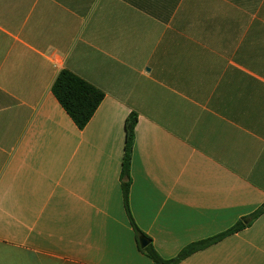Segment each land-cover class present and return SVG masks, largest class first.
<instances>
[{
	"label": "crops",
	"instance_id": "crops-1",
	"mask_svg": "<svg viewBox=\"0 0 264 264\" xmlns=\"http://www.w3.org/2000/svg\"><path fill=\"white\" fill-rule=\"evenodd\" d=\"M104 92L79 129L52 92ZM264 264V0H0V264ZM142 248V247H141Z\"/></svg>",
	"mask_w": 264,
	"mask_h": 264
},
{
	"label": "trees",
	"instance_id": "trees-1",
	"mask_svg": "<svg viewBox=\"0 0 264 264\" xmlns=\"http://www.w3.org/2000/svg\"><path fill=\"white\" fill-rule=\"evenodd\" d=\"M52 92L61 106L65 109L67 114L81 130H83L89 124L105 98V94L103 91L67 70L62 71L59 74L53 84ZM136 124L137 117L135 114H133L129 117L125 126L126 143L125 155L123 160L122 180L125 209L131 225L135 231V234L139 239L140 237H144V234L135 223L129 202V191L131 186V164L135 142ZM263 213L264 206L259 208L256 213L249 217V219L253 221ZM244 227L245 224L243 222H239L238 224H236V226H234L224 234L189 245L188 247L183 249L177 257L169 260L164 259L152 245H148L145 248L140 247V250L150 259H152L155 264H179L193 253L203 250L219 242L223 238L242 230Z\"/></svg>",
	"mask_w": 264,
	"mask_h": 264
},
{
	"label": "water",
	"instance_id": "water-1",
	"mask_svg": "<svg viewBox=\"0 0 264 264\" xmlns=\"http://www.w3.org/2000/svg\"><path fill=\"white\" fill-rule=\"evenodd\" d=\"M149 240H147L145 237L140 238V244L142 248H145L149 245Z\"/></svg>",
	"mask_w": 264,
	"mask_h": 264
}]
</instances>
